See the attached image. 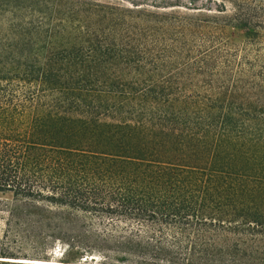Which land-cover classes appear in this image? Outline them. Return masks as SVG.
I'll return each instance as SVG.
<instances>
[{
    "label": "trees",
    "instance_id": "1",
    "mask_svg": "<svg viewBox=\"0 0 264 264\" xmlns=\"http://www.w3.org/2000/svg\"><path fill=\"white\" fill-rule=\"evenodd\" d=\"M0 192L78 243L264 261V0H0Z\"/></svg>",
    "mask_w": 264,
    "mask_h": 264
},
{
    "label": "rangeland",
    "instance_id": "2",
    "mask_svg": "<svg viewBox=\"0 0 264 264\" xmlns=\"http://www.w3.org/2000/svg\"><path fill=\"white\" fill-rule=\"evenodd\" d=\"M228 37L230 49L243 41L240 31ZM71 229L70 217L55 206L12 202L11 193L0 192V252L14 258L61 263L86 260L93 264H249L223 255L212 260L213 255L208 252L134 250L94 235H86L78 243L72 238Z\"/></svg>",
    "mask_w": 264,
    "mask_h": 264
},
{
    "label": "bare ground",
    "instance_id": "3",
    "mask_svg": "<svg viewBox=\"0 0 264 264\" xmlns=\"http://www.w3.org/2000/svg\"><path fill=\"white\" fill-rule=\"evenodd\" d=\"M5 259H7V258H5ZM7 260H9V261H24V262H27V263H36V264H64V263H61V262H58V261H55V260H26V259H18V260H16V259H7ZM86 260H84V261H80V262H78V263H69V264H93V263H86L85 262Z\"/></svg>",
    "mask_w": 264,
    "mask_h": 264
}]
</instances>
